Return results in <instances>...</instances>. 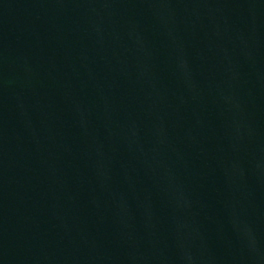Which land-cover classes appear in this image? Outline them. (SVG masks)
I'll list each match as a JSON object with an SVG mask.
<instances>
[{
    "label": "water",
    "instance_id": "obj_1",
    "mask_svg": "<svg viewBox=\"0 0 264 264\" xmlns=\"http://www.w3.org/2000/svg\"><path fill=\"white\" fill-rule=\"evenodd\" d=\"M0 264H264V0H0Z\"/></svg>",
    "mask_w": 264,
    "mask_h": 264
}]
</instances>
